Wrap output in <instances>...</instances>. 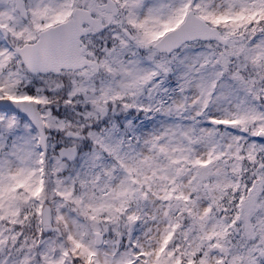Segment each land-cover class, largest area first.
Listing matches in <instances>:
<instances>
[{
  "label": "snow or ice",
  "instance_id": "obj_1",
  "mask_svg": "<svg viewBox=\"0 0 264 264\" xmlns=\"http://www.w3.org/2000/svg\"><path fill=\"white\" fill-rule=\"evenodd\" d=\"M0 264H264V0H0Z\"/></svg>",
  "mask_w": 264,
  "mask_h": 264
}]
</instances>
